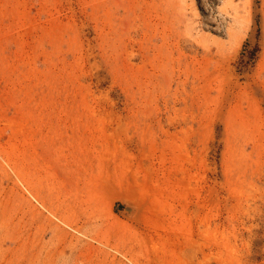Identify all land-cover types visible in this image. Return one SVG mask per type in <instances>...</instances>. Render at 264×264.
<instances>
[{
    "label": "rangeland",
    "instance_id": "obj_1",
    "mask_svg": "<svg viewBox=\"0 0 264 264\" xmlns=\"http://www.w3.org/2000/svg\"><path fill=\"white\" fill-rule=\"evenodd\" d=\"M0 264H264V0H0Z\"/></svg>",
    "mask_w": 264,
    "mask_h": 264
}]
</instances>
